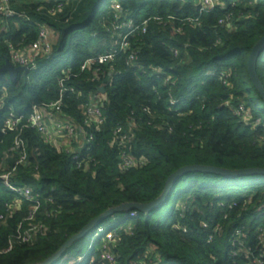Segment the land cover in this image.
<instances>
[{
    "label": "trees",
    "instance_id": "1",
    "mask_svg": "<svg viewBox=\"0 0 264 264\" xmlns=\"http://www.w3.org/2000/svg\"><path fill=\"white\" fill-rule=\"evenodd\" d=\"M8 3L24 16L0 13V175L35 201L0 178V264L42 261L106 209L158 197L182 166L264 168V102L247 71L264 35V0H214L204 9L202 0ZM129 20L138 30L128 46L81 69L110 50L114 27ZM37 23L53 32L51 50L12 79L1 70L6 61L18 66L10 46L27 48ZM256 70L264 85V49ZM91 93L101 124L85 120ZM58 98L53 120L76 130L67 147L27 123L33 105ZM104 251L116 264H264V174L187 171L160 206L113 212L50 264H109Z\"/></svg>",
    "mask_w": 264,
    "mask_h": 264
},
{
    "label": "built area",
    "instance_id": "2",
    "mask_svg": "<svg viewBox=\"0 0 264 264\" xmlns=\"http://www.w3.org/2000/svg\"><path fill=\"white\" fill-rule=\"evenodd\" d=\"M62 1L57 2V9H60L62 4L60 3ZM214 5V0H202V8H207L209 6ZM119 6L116 5V8ZM0 13L4 14L5 16H24L21 13L16 12L13 10L8 3V0H0ZM145 21L142 22V25L144 27ZM38 26V33L37 37L34 41H32L29 45H27V48L24 50L19 48L11 47V58L13 63H15L18 66H25L28 67L34 57H38L40 54H48L51 50V46L53 43L52 34L53 32L49 29V27L45 23H37ZM126 28L124 32H119V29ZM142 27V30H143ZM117 28V35L118 38L114 39L112 46L109 51L98 54L95 57H92L90 59H87L82 65L81 69H84L87 67V63L89 61H96L98 63H104L107 60L112 59L116 49L114 46L118 45L119 49L124 48L128 46V36L133 34L135 31L138 30V26H134L133 22L131 20L120 23V25H117L114 27V29ZM59 84L63 85V79L59 80ZM95 95L91 93L89 95L90 102L84 107V115L85 120L87 122H92L96 124H101L103 122V117L101 116L100 110L96 104L95 101ZM61 103V99L58 98L56 101L51 103H44L41 105H33L32 111L30 116L27 119L28 125L35 127L38 131L45 134V138L48 141H54L57 136H60L66 140L67 143L71 141L73 137L76 135L75 127L68 123L64 122L62 120H53L52 113L49 111L50 108L54 107L55 109L59 110V106ZM243 112L242 107H239L237 110V113L241 115ZM10 119L8 120L9 126H14L17 122L16 118H14L13 115H10ZM49 118L52 122L50 124L46 123L45 119ZM120 131V128L115 129L114 133H117ZM56 142V141H55ZM23 146V141L20 137H15L14 139V148L18 149ZM21 159L24 158V154H21ZM129 163L128 160L124 159L122 163L120 164L121 167L127 166ZM8 173L0 175V178L3 180L4 184L9 187L10 189L17 191L22 197H24L27 200L35 201V197L32 196V193L27 188H16L13 185L9 183ZM98 233L103 232V235L106 239H111L113 232L111 231H103L102 228L97 229ZM101 256L103 258H106L109 261V264H116L115 260L113 259L112 255H110L108 252L104 251ZM256 263H260L258 260Z\"/></svg>",
    "mask_w": 264,
    "mask_h": 264
},
{
    "label": "water",
    "instance_id": "3",
    "mask_svg": "<svg viewBox=\"0 0 264 264\" xmlns=\"http://www.w3.org/2000/svg\"><path fill=\"white\" fill-rule=\"evenodd\" d=\"M264 49V35L252 46L248 58H247V71L250 77L251 84L257 90L259 96L264 102V85L261 82L257 70H256V60L260 52ZM2 71H6L10 78H15L17 72L19 71H27V67L25 66H14L9 61H6L5 64L1 67ZM99 91L103 92L104 88L100 86L98 88ZM208 171L222 175H244L250 173H259L264 174V168H242L229 170L225 168L215 167V166H206L199 164L186 165L178 168L175 172H173L166 180L165 187L161 194L147 203H135V202H124L119 205L110 207L106 209L103 213L91 219L87 224H85L78 232L70 236L57 251L43 259L42 261L33 263V264H50L54 262L58 257H60L64 250L75 240L80 239L86 235V233L95 225H97L103 218L117 211H124L130 209H137L140 211H149L157 206H160L169 195L171 186L178 179V177L187 172V171Z\"/></svg>",
    "mask_w": 264,
    "mask_h": 264
},
{
    "label": "crops",
    "instance_id": "4",
    "mask_svg": "<svg viewBox=\"0 0 264 264\" xmlns=\"http://www.w3.org/2000/svg\"><path fill=\"white\" fill-rule=\"evenodd\" d=\"M45 121L48 124H50L52 122L49 118H46ZM54 141L58 142L60 145H62L64 147H67V145H68L66 140L60 136H57Z\"/></svg>",
    "mask_w": 264,
    "mask_h": 264
},
{
    "label": "rangeland",
    "instance_id": "5",
    "mask_svg": "<svg viewBox=\"0 0 264 264\" xmlns=\"http://www.w3.org/2000/svg\"><path fill=\"white\" fill-rule=\"evenodd\" d=\"M19 1H22V0H19ZM27 1H28V0H27ZM39 1H41V0H39ZM116 5H117V4H115V2H113L111 6H113L114 8H116ZM52 38L54 39V34H52ZM178 204H179V203H178ZM103 225L106 226L105 223H104ZM100 234H103V232H101ZM101 241H102V240H98V239L95 240V249H96V250L100 247V245H101Z\"/></svg>",
    "mask_w": 264,
    "mask_h": 264
}]
</instances>
